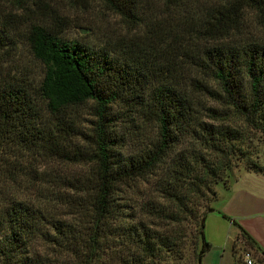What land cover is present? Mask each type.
Listing matches in <instances>:
<instances>
[{"label": "trees", "instance_id": "16d2710c", "mask_svg": "<svg viewBox=\"0 0 264 264\" xmlns=\"http://www.w3.org/2000/svg\"><path fill=\"white\" fill-rule=\"evenodd\" d=\"M89 1L124 24L139 21L137 0ZM163 2L197 29L187 39L196 50L182 53L179 65L139 48L122 47L118 59L63 40L43 23L27 27L28 51L44 70L37 81L0 76V186L30 177L61 206L8 196L0 204V264H178L191 235L185 220L200 264L209 248L204 219L214 212L207 197L239 139L236 130L205 122L219 112L204 100L264 133V40L231 39L248 14L264 29V0ZM15 18L0 14V54L14 46ZM182 69L198 76L186 78ZM87 104L89 135L79 131L76 111ZM61 168L77 170L64 177Z\"/></svg>", "mask_w": 264, "mask_h": 264}, {"label": "rangeland", "instance_id": "374dc122", "mask_svg": "<svg viewBox=\"0 0 264 264\" xmlns=\"http://www.w3.org/2000/svg\"><path fill=\"white\" fill-rule=\"evenodd\" d=\"M85 2L84 4H73L70 0H25L23 3V0H0V14L16 16L12 27L15 34L14 46L0 54V76L3 79L13 77L34 81L41 78L43 66L31 56L24 39L27 27L34 23H43L60 30L59 36L63 40L76 42L94 51L103 49L110 54L112 52L113 56L118 59L121 58L122 47H124L122 51L125 52L137 51L139 48L146 56L150 55L163 64L174 65L176 63L179 65L180 62L185 61L179 58L182 53L193 54L196 50L193 49L194 46H188L187 39L192 36V31L195 33L197 29L189 24V20L183 17L184 14L181 11L165 5L163 0H137L139 21L133 25L124 24L118 17L92 1ZM247 16L239 35L231 39L237 43L264 40V29L261 24L254 22L251 14ZM179 72L180 74L182 72L186 78L198 76L185 69ZM204 104L205 107L219 112L214 118H204L205 122L215 127L223 126L234 129L239 134V139L232 142L234 156L230 167L224 174L222 182L213 187L215 196L207 197L209 198L208 206L212 207L216 200V188L219 186L228 188L230 184L243 182L245 179L264 182V133L251 129L230 108L207 99L204 100ZM76 111L79 131L89 135L94 120L91 117L89 104ZM123 125L128 127L127 124ZM119 129L124 130L122 127ZM146 133L149 132L146 131ZM83 146L86 148V145ZM132 149V146H127L123 151L129 154ZM63 169L61 168L60 171H62L57 174L64 177L75 176L71 173L77 170ZM0 184H2L1 181ZM45 187L46 185L41 186L33 182L30 177H22L15 185L0 186V204L4 203L8 196H13L23 202L48 207V209L61 206L59 201L53 200L55 198L44 189ZM184 225L188 230L186 233L188 235L191 233V235L186 239L184 259L178 264H194L199 242L193 238V225L191 226L187 220ZM234 247L241 261L244 254L250 257L247 245L236 242ZM253 256L256 263L264 264V258L259 254L254 253Z\"/></svg>", "mask_w": 264, "mask_h": 264}, {"label": "crops", "instance_id": "0c3cea01", "mask_svg": "<svg viewBox=\"0 0 264 264\" xmlns=\"http://www.w3.org/2000/svg\"><path fill=\"white\" fill-rule=\"evenodd\" d=\"M212 208L214 212L205 217L203 227L204 241L209 248L199 263L244 264L234 247L236 242L246 245L239 227L258 249L248 246L252 264H258L253 254H264V182L245 179L228 188L219 186Z\"/></svg>", "mask_w": 264, "mask_h": 264}, {"label": "built area", "instance_id": "2783aa9c", "mask_svg": "<svg viewBox=\"0 0 264 264\" xmlns=\"http://www.w3.org/2000/svg\"><path fill=\"white\" fill-rule=\"evenodd\" d=\"M242 262H243L244 264H252V262H251L250 257H249L248 254H244V255H243Z\"/></svg>", "mask_w": 264, "mask_h": 264}]
</instances>
